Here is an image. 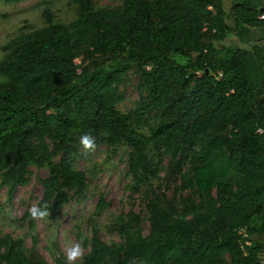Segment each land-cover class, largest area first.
Listing matches in <instances>:
<instances>
[{
    "label": "trees",
    "instance_id": "obj_1",
    "mask_svg": "<svg viewBox=\"0 0 264 264\" xmlns=\"http://www.w3.org/2000/svg\"><path fill=\"white\" fill-rule=\"evenodd\" d=\"M73 1L71 22L48 6L46 26L4 46L0 189L12 198L34 165L48 170L39 207L83 198L89 178L74 159L91 133L111 151L130 148L150 229L132 210L115 223L120 241L94 227L76 264H264L254 239L264 235V0ZM231 34L246 46L222 44ZM131 71L139 100L124 112ZM108 204L101 195L98 210ZM0 264L67 261L0 234Z\"/></svg>",
    "mask_w": 264,
    "mask_h": 264
},
{
    "label": "rangeland",
    "instance_id": "obj_2",
    "mask_svg": "<svg viewBox=\"0 0 264 264\" xmlns=\"http://www.w3.org/2000/svg\"><path fill=\"white\" fill-rule=\"evenodd\" d=\"M122 3L123 0H95L96 7H116ZM224 3L229 9L230 0H224ZM48 6L57 22L69 23L76 18L78 5L73 0H0V60L8 42L22 33L47 25L43 13ZM221 43L246 46L234 34ZM173 57L182 64L187 63L182 55L173 54ZM3 80L5 78L0 74V82ZM138 82L139 75L131 71L127 83L121 87L125 99L118 104L120 110L127 112L136 106L139 100ZM142 130L148 131L145 127ZM96 144L95 153L84 155L79 149V154L74 159L75 167L85 170L89 178L85 196L74 198L59 207L48 205L50 214L44 220H32L28 210L34 204L39 206L43 196L40 178L48 174L47 168L32 165L30 181L19 186L12 198H9L7 187H2L0 234L24 239L27 249L36 248L48 261L54 262L59 255L66 256L65 249L69 240H83L85 254L88 253L90 246H86L84 240L92 236L94 227L103 240L120 241L121 236L115 223L120 216L131 210L143 217V229L146 233L149 232L144 192H133L131 188L133 179L127 163L130 148L120 145L115 151H111L104 143ZM161 176H164V172ZM153 183L155 186L160 184L164 190L165 184L161 179L154 180ZM169 193H173V188H170ZM101 195L109 204L103 210H98ZM254 239L264 243V235H258ZM262 260L264 261V252Z\"/></svg>",
    "mask_w": 264,
    "mask_h": 264
},
{
    "label": "clouds",
    "instance_id": "obj_3",
    "mask_svg": "<svg viewBox=\"0 0 264 264\" xmlns=\"http://www.w3.org/2000/svg\"><path fill=\"white\" fill-rule=\"evenodd\" d=\"M79 149L84 155L95 153L97 149L96 138L91 133L82 134L78 141ZM29 214L32 220L40 221L49 216V210L47 206L43 208L32 205L29 208ZM14 215V213H12ZM67 264H76L77 261L82 260L85 255V249L83 246V240L77 242L73 240L68 241V246L65 249Z\"/></svg>",
    "mask_w": 264,
    "mask_h": 264
}]
</instances>
